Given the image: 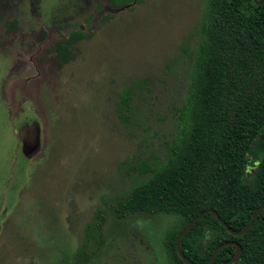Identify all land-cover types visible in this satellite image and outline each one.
I'll use <instances>...</instances> for the list:
<instances>
[{"label":"rangeland","instance_id":"obj_1","mask_svg":"<svg viewBox=\"0 0 264 264\" xmlns=\"http://www.w3.org/2000/svg\"><path fill=\"white\" fill-rule=\"evenodd\" d=\"M207 4L0 0V264H68L84 245L87 264L170 262L176 217L112 208L179 133ZM35 122L40 149L26 158L19 131Z\"/></svg>","mask_w":264,"mask_h":264},{"label":"trees","instance_id":"obj_2","mask_svg":"<svg viewBox=\"0 0 264 264\" xmlns=\"http://www.w3.org/2000/svg\"><path fill=\"white\" fill-rule=\"evenodd\" d=\"M142 2L111 0L116 8ZM201 25L188 96L178 110L179 133L165 158L153 167L143 164L146 178L112 208L117 218L176 217L179 227L164 239L168 264H186L177 255L176 237L204 210H213L239 232L264 203V2L208 0ZM130 99L125 92L116 109L124 124ZM102 224L99 213L92 235L100 246ZM227 242L241 247L239 261L232 264H264V210L239 237L207 214L181 238L180 250L193 264H209L216 248ZM234 251L222 247L213 264H224ZM92 258L84 245L68 264Z\"/></svg>","mask_w":264,"mask_h":264},{"label":"water","instance_id":"obj_3","mask_svg":"<svg viewBox=\"0 0 264 264\" xmlns=\"http://www.w3.org/2000/svg\"><path fill=\"white\" fill-rule=\"evenodd\" d=\"M256 3V0H253ZM264 0L260 1L256 4H262ZM19 139L22 143L21 152L22 155L26 158L32 157L35 154L38 153L40 149V128L39 125L35 122L30 125H24L21 127L19 131ZM264 210V203L253 213L250 221L248 224H246L239 232L231 230L214 212L213 210H204L199 215H197L176 237V252L178 257L185 262L186 264H193L191 261H189L184 254L180 250V241L181 238L184 237L191 228L205 215L211 214L216 218V220L222 225L223 228L226 229L227 232L231 233L233 236H241L251 227L254 220L261 214V212ZM225 246H233L235 248L234 254L224 263V264H232L239 261L241 257V247L236 242H227L224 243L216 248V250L213 252L212 257L210 258L209 264H213V258L217 251Z\"/></svg>","mask_w":264,"mask_h":264},{"label":"flooded vegetation","instance_id":"obj_4","mask_svg":"<svg viewBox=\"0 0 264 264\" xmlns=\"http://www.w3.org/2000/svg\"><path fill=\"white\" fill-rule=\"evenodd\" d=\"M260 1H262V0H256V3H259ZM253 2H254V1H253ZM254 3H255V2H254ZM256 3H255V4H256Z\"/></svg>","mask_w":264,"mask_h":264}]
</instances>
